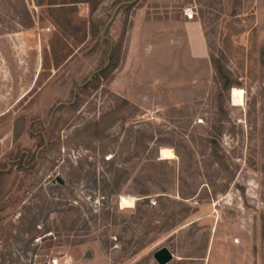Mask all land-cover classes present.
<instances>
[{"label":"rangeland","instance_id":"374dc122","mask_svg":"<svg viewBox=\"0 0 264 264\" xmlns=\"http://www.w3.org/2000/svg\"><path fill=\"white\" fill-rule=\"evenodd\" d=\"M140 9L150 23L123 69ZM157 19L169 36L155 34ZM185 20L201 28L204 59L188 52ZM108 46L115 70L75 100ZM211 56L237 84L224 113ZM100 144L104 160L87 149ZM162 147L175 157L161 159ZM114 155L126 173L110 195L101 180ZM0 162L12 185L0 201V264H158L161 247L166 264H264V0H0ZM29 209L50 231H33L24 253L17 229Z\"/></svg>","mask_w":264,"mask_h":264},{"label":"trees","instance_id":"16d2710c","mask_svg":"<svg viewBox=\"0 0 264 264\" xmlns=\"http://www.w3.org/2000/svg\"><path fill=\"white\" fill-rule=\"evenodd\" d=\"M114 53L116 54V48L108 46V50L106 53L107 54L106 63L104 65H101L97 70H95L92 73V75L90 76V78H88L81 86H77L75 88V90L73 92V94H74L73 96L75 97V100H76V98L79 97L80 93L87 91L91 87H96L101 79H103L108 74L113 72V70H115L116 66L118 65L119 58H118V55L114 56ZM210 61H211L212 69L214 70V73H215V80H216V85H217V88H216V91L214 94V100L217 104L219 111L224 113L222 107L224 105L225 100H227L228 92L230 91L231 88H233L237 84L234 80H232L230 72L225 68L223 63H221L216 57L211 56ZM80 91H82V92H80ZM122 102L126 106H131V104L125 99H122ZM114 112H115V109H111L109 112L101 114L99 116V122L102 124L104 118H106L109 115L113 116ZM114 119L115 118L109 120L107 125H112L115 121ZM212 128H213V133L216 134L218 137H220L221 134L223 133V125L220 124V120L218 121L217 124L213 125ZM103 132H104L103 129H101L99 132V135L101 137L103 135ZM218 137H212V135H211V137L208 138V142H209V148L211 150V155L215 159L220 160L221 159L220 155L217 153V150L219 149L218 139H217ZM87 149L92 150L93 153H98V156L101 160L102 159L104 160V156L108 153V150L103 148L102 145L97 147V148L94 146V147L87 148ZM106 161L111 164V167L109 170L110 176L108 178L107 177L102 178L101 190L104 193H105V191H108L107 193H110V195L116 194L117 189L119 187V182L121 181V179L123 177V173L125 174L126 172H125V170L121 171L119 164L115 163V155L112 156L111 158H108ZM19 162H20V167H22V165H21L22 161H19ZM119 170L122 173H118ZM5 171H6V164L0 162V201L7 196V194L10 191V188L12 186V185H9L7 188L5 186V183H6ZM93 180H94V182H96L95 173H93ZM110 180H113L112 181L113 183H110ZM55 181L58 182L57 178H55ZM64 185H65V182L63 180H61V183H58L57 186L62 187ZM141 194L145 195V192L142 191ZM44 210H46V209L44 208V204H43V206L39 207V213L42 214V212ZM116 210H117V208H116ZM38 219L39 218H38L37 214L32 213L30 211V209L27 211V214H25V215L22 214V216L20 218V220H22V226L19 227L17 229V231L19 234L21 233V234L27 235V239L25 240V243H26L25 246L27 248L25 249L24 253H26V251L28 250V244L33 242L34 237H31L33 234V231L40 232V230L42 229L40 224L38 223ZM80 221H81V216L79 213L76 216V218L71 221V223H70L71 228L78 225V223ZM82 221L85 223V221L83 219H82ZM42 230H43L42 234L49 232L50 227L45 226L44 229H42ZM50 238L51 237H49L48 239H50ZM45 239L46 238H44V237L41 238L42 241ZM48 246L50 247V245H47L46 247H48ZM2 255L4 256L6 254H2ZM8 256L10 257L11 262L16 261L15 259L12 258L11 253H8ZM1 257L2 256H0V258ZM49 260H50V258H48V262H49ZM39 262H41L40 264H45V262H43V260H40ZM20 264H25V263H20Z\"/></svg>","mask_w":264,"mask_h":264},{"label":"crops","instance_id":"0c3cea01","mask_svg":"<svg viewBox=\"0 0 264 264\" xmlns=\"http://www.w3.org/2000/svg\"><path fill=\"white\" fill-rule=\"evenodd\" d=\"M151 4L155 5H165V4H172L179 2V0H147ZM140 12H137L133 18V25L131 27L130 35H129V42H128V48L126 53V59L124 60L123 69H125L126 65H129L131 67L132 61L129 60L130 53L134 52L135 47L139 40V33L138 30L140 28H143L147 25H149L150 21L145 18L146 10L140 9ZM156 24H158V29L156 30L155 34H160L162 36H169V31H167L169 28L166 26L165 23H167L163 19H157L155 20ZM163 25V28L161 27ZM184 30L186 33L187 38H190V42L188 44V52L191 54L193 58L197 59H204L207 57V51L206 46L204 42L203 35L201 33V28L199 25H197L196 22L185 20L184 22ZM163 38V37H162ZM132 54V53H131ZM132 57V56H131Z\"/></svg>","mask_w":264,"mask_h":264},{"label":"bare ground","instance_id":"6f19581e","mask_svg":"<svg viewBox=\"0 0 264 264\" xmlns=\"http://www.w3.org/2000/svg\"><path fill=\"white\" fill-rule=\"evenodd\" d=\"M159 155H160L161 159H172V158L175 157L174 152L170 148H165V147L160 148ZM120 206L122 208L132 207L133 206L132 198H125V197L121 196V198H120Z\"/></svg>","mask_w":264,"mask_h":264},{"label":"water","instance_id":"95a60500","mask_svg":"<svg viewBox=\"0 0 264 264\" xmlns=\"http://www.w3.org/2000/svg\"><path fill=\"white\" fill-rule=\"evenodd\" d=\"M57 180L59 183H61L60 178H57ZM153 257L158 264H166L172 259L173 255L167 248L161 247L155 251Z\"/></svg>","mask_w":264,"mask_h":264},{"label":"built area","instance_id":"2783aa9c","mask_svg":"<svg viewBox=\"0 0 264 264\" xmlns=\"http://www.w3.org/2000/svg\"><path fill=\"white\" fill-rule=\"evenodd\" d=\"M192 14H186L188 18H192ZM49 264H66L65 262H62L59 258L54 257L49 260Z\"/></svg>","mask_w":264,"mask_h":264}]
</instances>
